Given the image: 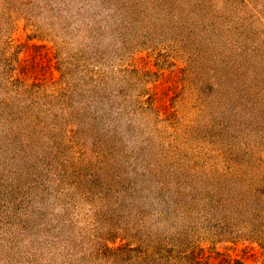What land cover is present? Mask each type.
I'll return each mask as SVG.
<instances>
[{"label": "rangeland", "instance_id": "1", "mask_svg": "<svg viewBox=\"0 0 264 264\" xmlns=\"http://www.w3.org/2000/svg\"><path fill=\"white\" fill-rule=\"evenodd\" d=\"M262 208L264 0H0V264H264Z\"/></svg>", "mask_w": 264, "mask_h": 264}, {"label": "trees", "instance_id": "2", "mask_svg": "<svg viewBox=\"0 0 264 264\" xmlns=\"http://www.w3.org/2000/svg\"><path fill=\"white\" fill-rule=\"evenodd\" d=\"M236 208H237V207H236ZM261 210H262V211L257 215V219L260 221V223H262V222L264 221V208H262ZM261 214H263V215H261ZM250 222H251V220H248V221H246V222L244 223V224H245L244 226H248L250 232H253V229H254V228H255V229H258V226L255 225L257 222H255L254 224H253V223H250ZM235 225H236V224H235ZM235 225H234V226H235ZM236 264H243V263L237 261Z\"/></svg>", "mask_w": 264, "mask_h": 264}]
</instances>
